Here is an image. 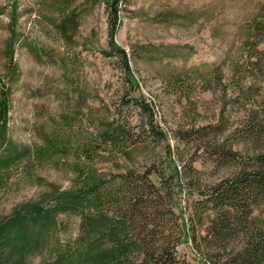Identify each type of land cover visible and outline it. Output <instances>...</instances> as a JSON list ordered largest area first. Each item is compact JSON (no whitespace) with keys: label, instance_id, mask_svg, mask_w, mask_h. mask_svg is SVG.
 Listing matches in <instances>:
<instances>
[{"label":"trees","instance_id":"1","mask_svg":"<svg viewBox=\"0 0 264 264\" xmlns=\"http://www.w3.org/2000/svg\"><path fill=\"white\" fill-rule=\"evenodd\" d=\"M77 1L38 2L40 18L52 23L62 39H72L77 27ZM102 1L111 52L119 56L130 86L137 87L127 52L115 41L122 4L128 0ZM17 18L14 3L6 72L0 75V192L18 181L12 179L19 172L32 178L41 167L63 169L70 186L51 182L38 197L13 207L0 222V264H18L43 249L48 264H264V3L247 25L243 50L232 61L229 77L221 66L214 75L202 76L203 90L216 83L223 93L215 120L179 129L180 140L192 152L166 143L161 156L152 145L167 135L155 124L151 105L140 98L133 102L148 116L149 128L143 124L136 131L126 119L97 118L90 111L92 130L83 133L78 108L53 123L39 144L15 142L8 127L7 81L17 71ZM191 75L176 76L172 86L184 90ZM71 83L81 95L75 78ZM197 159L222 173L208 180L210 174L204 176L194 165ZM100 163L110 167L103 170ZM62 215L79 217L76 235L65 242L59 239ZM49 231L55 239L47 247ZM181 244L189 245L190 259L179 253Z\"/></svg>","mask_w":264,"mask_h":264},{"label":"rangeland","instance_id":"2","mask_svg":"<svg viewBox=\"0 0 264 264\" xmlns=\"http://www.w3.org/2000/svg\"><path fill=\"white\" fill-rule=\"evenodd\" d=\"M39 0H0V75L6 72V49L10 34V16L17 4V32L21 40L15 44L17 71L7 81L11 88L9 134L17 143L35 145L42 142L53 123L65 112H82V132L89 126L90 111L97 118L104 116L126 119L140 130L148 116L133 100L145 99L154 111V122L167 135L155 146L158 156L170 143L173 148L192 152L180 140V128H190L215 120L222 104V90H203V75L214 73L221 66L229 77L232 61L241 55L247 25L264 0H128L123 3L121 21L115 41L124 48L137 87H131L127 73L116 53L111 52L109 19L102 0H78L77 27L72 39L65 40L48 20L40 18ZM46 12V10H43ZM67 65V67H66ZM68 73V77L65 76ZM187 80L184 90H176V76ZM70 76V77H69ZM190 76V75H189ZM76 79L78 95L71 83ZM5 79V78H4ZM74 83V82H73ZM75 110V111H74ZM235 115V109H230ZM146 124V125H145ZM192 146V145H191ZM189 152V153H188ZM142 156H137L139 161ZM194 165L215 180L222 171L202 159ZM104 170L109 163H100ZM7 189L0 192V222L6 221L13 207L34 199L48 189L49 183L70 186V175L63 169L41 167L35 177L14 176ZM181 204H186L184 192ZM64 227L59 232L63 242L78 231L79 217L62 215ZM34 230V229H33ZM46 245L55 239L54 232L46 234ZM189 259L188 244L178 247ZM43 249L26 255L18 264H48Z\"/></svg>","mask_w":264,"mask_h":264}]
</instances>
